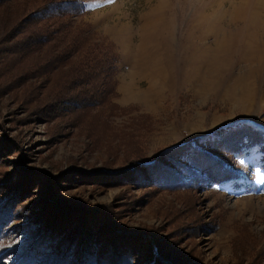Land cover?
I'll use <instances>...</instances> for the list:
<instances>
[{
    "label": "rangeland",
    "instance_id": "1",
    "mask_svg": "<svg viewBox=\"0 0 264 264\" xmlns=\"http://www.w3.org/2000/svg\"><path fill=\"white\" fill-rule=\"evenodd\" d=\"M65 5L117 61L98 104L57 115L36 110L43 75L0 83V140L11 145L0 147V198L23 173L37 176L0 208V264H22L16 224L52 198L140 232L118 264H145L154 250L167 264H264V0ZM131 165L148 168L126 180L105 173Z\"/></svg>",
    "mask_w": 264,
    "mask_h": 264
},
{
    "label": "trees",
    "instance_id": "2",
    "mask_svg": "<svg viewBox=\"0 0 264 264\" xmlns=\"http://www.w3.org/2000/svg\"><path fill=\"white\" fill-rule=\"evenodd\" d=\"M65 4L66 0H0V83L6 87L15 81L27 83L24 77L32 81L43 75L40 80L43 90L35 98L39 113L55 114L62 109L98 104L106 91L103 78L117 61L112 45L93 43L85 31L73 26V11ZM65 15H68L66 19L63 18ZM10 60L14 65L10 69L3 68ZM63 68H67V73L50 83V76ZM0 145L1 150L11 148L4 138ZM145 167L148 168L147 165L137 168L131 165L105 173L126 180L127 175H136L139 168L144 170ZM27 172L20 176L6 196L0 198L1 209L17 204V197L27 190L30 179L37 177ZM97 172L100 171L94 173ZM38 207L39 210L30 216L25 213L24 221L16 224L22 226L18 231L26 232L16 245L20 247L18 263L37 259L39 264H118L115 259L121 257L119 255H131L129 244L145 239L138 231L112 224L113 217L101 209L97 214L91 216L89 213L85 217L84 211L67 206L58 198L39 203ZM74 214L79 216L78 223L72 225L63 221L64 217L67 219ZM92 217L103 218L97 229L90 222ZM144 236L154 243L153 236ZM66 241L70 243L67 247L63 245ZM136 243L140 245V242ZM154 251L145 264L169 262L157 257L159 254ZM102 259L105 262L100 263ZM124 262L129 264V261Z\"/></svg>",
    "mask_w": 264,
    "mask_h": 264
}]
</instances>
